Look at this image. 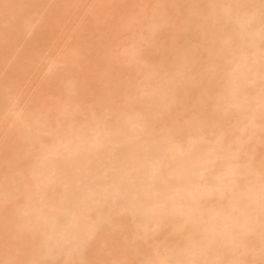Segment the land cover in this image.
Instances as JSON below:
<instances>
[{"label": "bare ground", "instance_id": "bare-ground-1", "mask_svg": "<svg viewBox=\"0 0 264 264\" xmlns=\"http://www.w3.org/2000/svg\"><path fill=\"white\" fill-rule=\"evenodd\" d=\"M0 264H264V0H0Z\"/></svg>", "mask_w": 264, "mask_h": 264}, {"label": "rangeland", "instance_id": "rangeland-1", "mask_svg": "<svg viewBox=\"0 0 264 264\" xmlns=\"http://www.w3.org/2000/svg\"><path fill=\"white\" fill-rule=\"evenodd\" d=\"M4 94V93H3ZM10 98H11V96H10Z\"/></svg>", "mask_w": 264, "mask_h": 264}]
</instances>
